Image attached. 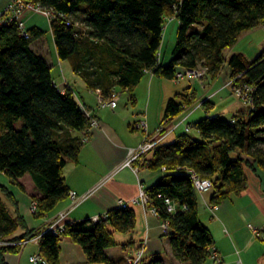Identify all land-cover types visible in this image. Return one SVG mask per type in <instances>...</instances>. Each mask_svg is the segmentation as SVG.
I'll use <instances>...</instances> for the list:
<instances>
[{
	"label": "trees",
	"instance_id": "16d2710c",
	"mask_svg": "<svg viewBox=\"0 0 264 264\" xmlns=\"http://www.w3.org/2000/svg\"><path fill=\"white\" fill-rule=\"evenodd\" d=\"M22 2L55 14L48 23L57 58L68 61L75 75L102 98L114 89L130 93L145 71L172 80L179 71L202 68L213 79L225 62L232 87L244 83L253 88L252 106L246 116H234V122L204 117L190 126L196 136L185 132L171 144L159 146L149 161L143 157L132 166L137 169L143 160V169L162 173L145 192L149 207L169 222L163 236L168 238L174 258L182 264L206 261L214 242L198 219L197 192L191 180L176 169L186 167L209 178L213 186L209 202L214 206L245 188L244 169L264 171V50L251 60L242 53L225 57L226 49L241 35L264 22V0ZM167 18L177 20L178 25L171 59L165 65L159 63V51ZM24 32L20 34L13 22L0 25V173L36 203L32 216L39 219L69 193L63 168L77 160L82 142L63 134L84 133L89 119L73 91L69 87L57 89L45 59L30 48L42 38L43 31L32 27ZM183 106L170 99L162 120L181 115ZM0 192L14 206L12 216L0 199V242L18 243L40 234L27 229L13 194L1 185ZM162 196L178 201L186 210L167 214ZM135 221L131 207L118 206L95 223L84 219L65 224L58 235L40 236L39 256L47 264H58L60 242L67 237L81 248L86 264H118L107 257L106 250L117 247L114 234L134 230ZM18 229L24 233L14 236ZM18 251L0 245V264H5V253ZM150 264L162 263L154 260Z\"/></svg>",
	"mask_w": 264,
	"mask_h": 264
},
{
	"label": "crops",
	"instance_id": "0c3cea01",
	"mask_svg": "<svg viewBox=\"0 0 264 264\" xmlns=\"http://www.w3.org/2000/svg\"><path fill=\"white\" fill-rule=\"evenodd\" d=\"M7 1H0V9ZM22 14L26 30L36 27L43 31L42 38L32 43L30 48L45 59L51 71L57 65L63 69V72L61 69V77H57L55 80L51 74L57 89L64 90L69 87L77 96V101L81 102L87 110H91L100 124L99 128L91 130L88 142L81 145L77 160L70 161L63 168L69 192H74L78 198L91 193L83 202L69 211V215L62 222L63 224L102 217L106 215L107 211L117 208L119 201L128 202L135 198L139 193L140 186L145 190L160 178L162 173L159 171L154 172L140 166L143 160L136 165L137 171L130 168L116 171L126 159V149L136 148L143 138V133L133 128L136 119L146 121L147 132L154 134L163 121L166 103L170 99L184 103L181 115L168 122L166 133L161 137V146L171 144L178 136L187 132L186 128L204 117H220L232 113V118L228 119L232 121L234 116L239 118H241V114L245 116L242 111L243 106L240 104L241 100L232 93L228 84L229 80L218 83L219 75L213 79L206 76V81L202 80V85L194 81L202 90L198 95L192 85L193 80L186 79L175 83L172 80L154 76L150 71H145L144 77L130 93L124 91L120 95V102L113 111L98 110L96 106L97 99L100 98L99 93L87 88L84 80L75 75L68 61H60L56 55L58 64L51 65L50 52L51 44L54 47V40L45 17L35 13L31 8L26 9ZM167 20L168 22H166ZM177 25V20L173 18L165 20L162 44L166 39L172 42V45L175 44ZM192 28H196V26ZM257 29L264 31V22L252 31L256 32ZM252 31L245 32L238 38L239 40L234 46L226 49V59L234 53H242L247 58L246 52L236 50L235 46ZM246 42L251 43L250 41ZM54 50L56 54L55 47ZM159 63L163 64L161 60ZM66 68H71L74 74L72 77L64 76ZM76 87H78V91H75ZM124 93L132 103L130 106L128 104L121 105ZM63 136H70L78 140L84 137L81 132H64ZM152 156L149 154L145 160L149 161ZM244 173L245 188L239 194H229V198L218 205L210 204L211 192L196 194L198 219L207 231H210L214 242L213 246L222 257V264H264V234L254 237L248 229L249 226L261 227L264 225V171L257 168L253 170L246 168ZM0 185L6 187L13 194L19 214L24 217L27 229H34L37 234L46 230L50 221L62 211L69 210L71 206L67 196L46 217L36 219L29 212L31 199L25 194L24 197L19 192L17 193V187L13 186L8 178L1 173ZM0 199L9 213L14 216V206L1 192ZM22 203L28 204V208H24ZM129 207L135 212L136 227L129 233L121 234L123 237H119V233L114 234L117 247L108 248L106 250L107 257L118 264H125L126 256L131 255L141 244H144L145 259L142 264H150L154 260H159L162 264H182L172 255L168 238L161 237L159 222L153 216L150 207L141 205H130ZM23 233L24 230L18 229L14 236ZM126 244L128 246L123 248V245ZM59 249L58 264H86L81 248L72 243L69 238L62 239ZM35 254H39V249L38 242L34 241L19 249L18 253H5L3 260L5 264H32L29 258ZM211 263V260L207 259L201 264Z\"/></svg>",
	"mask_w": 264,
	"mask_h": 264
},
{
	"label": "built area",
	"instance_id": "2783aa9c",
	"mask_svg": "<svg viewBox=\"0 0 264 264\" xmlns=\"http://www.w3.org/2000/svg\"><path fill=\"white\" fill-rule=\"evenodd\" d=\"M1 1V0H0ZM32 9L37 14H42L47 21H51L55 14L49 10H45L43 8H40L36 5H27L22 2V0H8L7 3L0 9V25H7L8 23L13 22L19 29L20 34L25 35V25L22 20V13L26 9ZM160 57V56H159ZM204 69L199 70H190V71H179L175 73L174 78L172 79L173 82L179 83V81L182 80H190L193 79L194 81L200 82L201 78L204 75ZM232 91L234 92V95H237L238 98L243 102L246 106H252V92L253 88L249 86L248 84H238L235 87H232ZM122 92L119 89L112 90L111 94L106 98H98L97 99V106L96 108L98 110L102 109H108L113 111L120 102V95ZM81 111L86 115V117L89 119V126L84 131L83 135L84 137L81 138L82 144L88 142L91 130L97 129L100 127V124L98 123V120L93 116V112L90 110H87L82 104H80ZM168 120H163L159 127L155 130L154 134H150L147 132V124L146 121L143 119H136L135 123L133 124L134 130H138L141 133H143V138L141 142L137 145L136 148H127L126 149V159L123 163H121L116 171L123 170L130 168L134 171H137L133 166L136 162H138L143 157L148 156L151 153H154L160 146L161 137L166 133L165 129L168 124ZM234 122V120H232ZM187 132L191 131L190 127L186 128ZM162 172H165V168H161ZM176 172L180 174H184L185 176L189 177V179L192 182L193 187L195 188L196 192L198 194H206L207 192H210L213 189L212 181L209 178H203L200 175H198L195 171L190 170L189 168L183 167L176 169ZM91 193H88L84 195L82 198H78L74 192L68 193V198L70 200L71 206L69 210L62 211L58 214L56 218H54L52 221H50V224L47 226L46 230L41 231L40 234L37 236H34L32 238H29L28 240L24 241H18V243L14 242H0V245L4 246H13L19 249H22L24 246L29 244V242H38L40 239V236L45 233H52L53 235H58L59 233H62L64 230V225L62 222L63 220L69 215V211L79 205L81 202H83L84 199L90 196ZM163 199L164 202V210H166V213L169 215H174L178 211H185L186 207L180 206L179 202L176 200H172L168 197L162 196L160 197ZM150 200H148V195L146 194L145 190L142 189V187H139V193L135 198H132L128 200V202L125 201H119L118 206L120 208H128L130 205H137V206H149ZM29 212L33 215L35 214L37 210V205L34 201L30 202ZM150 211L152 212L153 216L158 220L159 222V229L161 233L168 232L169 229V222L166 220H161L158 211L154 209L153 207L150 208ZM100 218L105 219L106 215L102 217H95L92 219V222L98 221ZM248 229H250V233L254 237H259L260 235L264 234V225L261 227H254L249 226ZM209 256L208 259L211 260V264H222V257L217 253L214 246L209 248ZM145 245L141 244V246L136 249L131 255L126 256L125 258V264H142V262L145 259ZM29 261L32 264H47V261L39 254H35L30 256Z\"/></svg>",
	"mask_w": 264,
	"mask_h": 264
},
{
	"label": "rangeland",
	"instance_id": "374dc122",
	"mask_svg": "<svg viewBox=\"0 0 264 264\" xmlns=\"http://www.w3.org/2000/svg\"><path fill=\"white\" fill-rule=\"evenodd\" d=\"M46 19V18H45ZM47 21V19H46ZM48 22V21H47ZM168 22V20L166 21ZM163 41V40H162ZM246 41H250L251 43L249 42H246ZM172 42H169L167 39L165 42H163V44L161 45V49L159 51L160 53V60L163 64H167V62L171 59V50L172 48L174 47V45L171 44ZM51 52H50V58L52 59L51 60V65H57L58 64V59L56 58V54H55V50H54V47L52 46L51 44ZM236 50H241V51H244L246 52L245 54L247 55V58L248 60H251L253 59L254 57L257 56L258 53H260L261 51L264 50V31H262V29H257L256 32L252 31L251 34H248L247 36H244L235 46ZM225 57H226V54H225ZM66 66V65H65ZM62 69V68H61ZM61 69L60 67H58V65L54 68H52V71H51V74H52V77L53 79L55 80V78L57 77H61ZM62 72H63V69H62ZM219 80H218V83L222 82H226L229 80V86L231 87V90H232V84L230 83V78H229V68H228V65H227V62L224 63L223 65V68L221 69V71L219 72ZM73 72L71 70V68H66L64 70V76L67 78V77H72ZM206 74L203 75V77L201 78V81L198 82L200 85H202V80L206 81ZM205 78V79H204ZM76 79V78H75ZM77 80V79H76ZM79 80V79H78ZM193 80V79H191ZM197 82V81H195ZM194 82L193 80V87L194 89L196 90L197 94L200 95V93L202 92V90H200L199 86L196 85V83ZM243 84V83H242ZM238 85V84H237ZM236 85V86H237ZM75 91H78V87L75 88ZM232 93L234 94V92L232 91ZM75 98H77L76 95H74ZM238 97V96H237ZM123 103L121 105H124V104H128V106H130L131 101L129 99V97L124 93L123 94ZM240 104L241 106H243L242 108V111L243 113L245 114V116L248 114V112L250 111L251 107L250 106H246L243 104L242 101H240ZM213 115V114H212ZM211 115V116H212ZM216 117V116H214ZM214 117H210V118H214ZM221 118H224L225 120L226 119H231L232 118V113L231 114H225V115H221L220 116ZM16 127L20 128L21 124L20 123H16L15 125ZM190 134L192 136H196V132L194 130H192L190 132ZM19 192V194H22V196L25 197V195L17 188V193ZM198 194V193H197ZM23 207L24 208H28V204L26 203H22ZM160 231V230H159ZM161 233V232H160ZM164 233H161V237H165L163 236ZM166 234V233H165ZM119 237H123L121 234H118ZM167 238V237H165Z\"/></svg>",
	"mask_w": 264,
	"mask_h": 264
}]
</instances>
